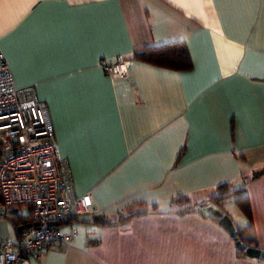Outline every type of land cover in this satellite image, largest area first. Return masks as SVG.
Here are the masks:
<instances>
[{"label": "crops", "instance_id": "obj_1", "mask_svg": "<svg viewBox=\"0 0 264 264\" xmlns=\"http://www.w3.org/2000/svg\"><path fill=\"white\" fill-rule=\"evenodd\" d=\"M173 39L191 68L129 56ZM0 51L15 84L46 105L74 193L93 201L58 224L75 235L26 264H264L198 211L217 185L243 188L227 197L236 208L215 204L264 248V0H0ZM119 54L125 79L99 65ZM176 193L197 207L170 210ZM136 210L146 212L83 221ZM0 237L18 239L1 214Z\"/></svg>", "mask_w": 264, "mask_h": 264}, {"label": "built area", "instance_id": "obj_2", "mask_svg": "<svg viewBox=\"0 0 264 264\" xmlns=\"http://www.w3.org/2000/svg\"><path fill=\"white\" fill-rule=\"evenodd\" d=\"M128 63L121 54L99 61L106 74L119 79L127 78ZM22 207L31 221L19 224L16 241L0 237V264H26L27 258L71 238L76 229L61 231L58 224L91 214L93 201L87 193H74L46 105L33 86L15 84L0 51V214L22 213Z\"/></svg>", "mask_w": 264, "mask_h": 264}, {"label": "trees", "instance_id": "obj_3", "mask_svg": "<svg viewBox=\"0 0 264 264\" xmlns=\"http://www.w3.org/2000/svg\"><path fill=\"white\" fill-rule=\"evenodd\" d=\"M130 57L139 58L143 61L161 65L173 69H189L192 67L191 57L187 48V45L183 39L168 40L159 44L150 46H137L129 55ZM243 188L230 189L227 183H222L216 186L215 193L211 194L209 201L219 205L220 201L237 194L242 191ZM235 203L243 211H248V202L245 195H237L234 197ZM170 210L183 213L187 210H193L197 207L190 201V197L186 193H176L169 197ZM145 210H136L131 212H120L115 216H108L106 214H93L84 222L95 225H110L127 221L134 215L145 213ZM6 218L16 231L17 238L19 237L18 226L20 223L26 224L31 221L30 213H17L6 215ZM79 218H71L75 220ZM61 223V222H60ZM237 239L241 241L244 246L258 247L255 235L253 233L251 225L234 224ZM263 249V247H259ZM237 252L244 254V251L237 250ZM264 260V259H263Z\"/></svg>", "mask_w": 264, "mask_h": 264}, {"label": "water", "instance_id": "obj_4", "mask_svg": "<svg viewBox=\"0 0 264 264\" xmlns=\"http://www.w3.org/2000/svg\"><path fill=\"white\" fill-rule=\"evenodd\" d=\"M198 211L205 216L210 217L213 220H216L217 223L227 229L230 236L235 240V247L239 250H243L244 253L250 257H260L264 259V250L259 247L253 246H244L240 240L237 239L234 223L229 217V215L216 205L215 203L208 202L204 205H201ZM49 224L56 225V221H50Z\"/></svg>", "mask_w": 264, "mask_h": 264}, {"label": "rangeland", "instance_id": "obj_5", "mask_svg": "<svg viewBox=\"0 0 264 264\" xmlns=\"http://www.w3.org/2000/svg\"><path fill=\"white\" fill-rule=\"evenodd\" d=\"M223 206H224V208H227L229 210L232 208H236L232 198L225 199Z\"/></svg>", "mask_w": 264, "mask_h": 264}]
</instances>
